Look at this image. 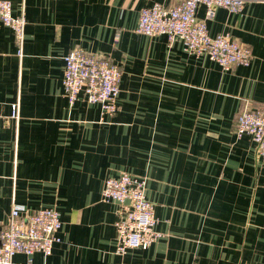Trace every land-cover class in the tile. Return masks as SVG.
<instances>
[{"label":"crops","instance_id":"obj_1","mask_svg":"<svg viewBox=\"0 0 264 264\" xmlns=\"http://www.w3.org/2000/svg\"><path fill=\"white\" fill-rule=\"evenodd\" d=\"M180 1L11 0L26 24L19 54L0 23V224L13 204L55 208L62 223L49 256L16 253L13 264H264V159L235 131L243 107L264 113V1L208 19L198 7L210 36L251 49L249 65L228 70L136 32L142 8ZM75 47L121 69L112 116L83 93L69 106L63 58ZM122 173L146 178L161 236L117 254L122 208L101 190Z\"/></svg>","mask_w":264,"mask_h":264},{"label":"built area","instance_id":"obj_2","mask_svg":"<svg viewBox=\"0 0 264 264\" xmlns=\"http://www.w3.org/2000/svg\"><path fill=\"white\" fill-rule=\"evenodd\" d=\"M248 1L264 0H181L166 7L158 2L141 9L136 32L147 36L164 35L169 44L179 41L184 51L194 56H208L224 70L234 65L247 66L253 56L248 45L229 34L210 36L204 20L196 17L200 5L211 18L217 7L230 14H239ZM0 23L13 32L18 53L21 54L26 24L23 6L12 12L11 0H0ZM62 86L69 106L80 93L88 103L98 104L101 112L112 116L117 112L121 69L108 56L91 54L80 47L72 48L63 58ZM11 118H19L18 103L11 106ZM236 135L248 134L255 144L256 156L264 159V113L243 107L236 118ZM146 178L122 173L104 180L102 199L114 201L122 208V216L115 223L117 254L138 248L146 250L161 234L154 229L157 222L154 204L147 199ZM59 212L52 207L26 212L25 207L13 204L6 223L0 224V264H13V256L35 252L49 256L55 243L61 241Z\"/></svg>","mask_w":264,"mask_h":264}]
</instances>
